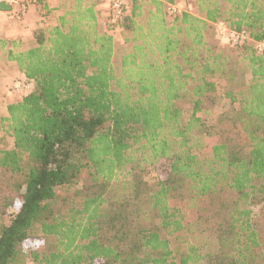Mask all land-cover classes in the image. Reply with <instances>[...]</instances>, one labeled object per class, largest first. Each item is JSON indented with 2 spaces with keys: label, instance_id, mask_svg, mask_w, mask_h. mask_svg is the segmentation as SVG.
Wrapping results in <instances>:
<instances>
[{
  "label": "trees",
  "instance_id": "trees-1",
  "mask_svg": "<svg viewBox=\"0 0 264 264\" xmlns=\"http://www.w3.org/2000/svg\"><path fill=\"white\" fill-rule=\"evenodd\" d=\"M172 1L124 0L113 27L105 0H64L0 37L33 84L0 111V264H264V0Z\"/></svg>",
  "mask_w": 264,
  "mask_h": 264
},
{
  "label": "built area",
  "instance_id": "built-area-1",
  "mask_svg": "<svg viewBox=\"0 0 264 264\" xmlns=\"http://www.w3.org/2000/svg\"><path fill=\"white\" fill-rule=\"evenodd\" d=\"M43 0H0V4L8 8V18L13 21H22L33 5H41ZM193 0H173L167 4L166 12L169 17H176L185 12H191ZM106 23L115 27L123 15L124 0H105ZM100 4V5H102ZM119 33L117 28L112 31L113 37ZM217 38L221 42L233 47H239L251 43L249 34L244 31L227 29L222 23L217 24ZM257 53L264 49V42L254 43ZM33 84L24 78H18L12 82L8 93H26L32 89Z\"/></svg>",
  "mask_w": 264,
  "mask_h": 264
},
{
  "label": "crops",
  "instance_id": "crops-1",
  "mask_svg": "<svg viewBox=\"0 0 264 264\" xmlns=\"http://www.w3.org/2000/svg\"><path fill=\"white\" fill-rule=\"evenodd\" d=\"M147 1V0H146ZM149 1V0H148ZM64 0H43L41 5H33L25 18L22 21H13L8 18L7 11H0V37L8 39H21L22 41H29L31 39L32 31L38 26H52L55 19L62 12ZM100 11L99 22L100 25L104 23L105 19V4L99 5L97 8ZM115 44L122 42L121 35L114 34ZM19 78L24 76L18 73ZM0 74V82L2 80ZM0 96V101L2 100ZM5 107V106H4ZM0 107V111L4 108Z\"/></svg>",
  "mask_w": 264,
  "mask_h": 264
},
{
  "label": "rangeland",
  "instance_id": "rangeland-1",
  "mask_svg": "<svg viewBox=\"0 0 264 264\" xmlns=\"http://www.w3.org/2000/svg\"><path fill=\"white\" fill-rule=\"evenodd\" d=\"M216 36H217V25H216ZM118 62H119V57L116 54L115 58H114V62L113 65L115 68L118 67ZM0 74H2V80L0 82V96H2V100L0 101V107H4L7 103L11 102L12 100H16L18 98H20L21 96H23L22 93H8L9 87L12 84V82L16 79L19 78L18 73H14L13 71H11V69L7 66L3 65V62L0 61ZM233 108L232 105L229 104V102L227 100H222L221 103H219L215 108L214 111H211V114H209L206 117V121L209 125H212L215 121V119L223 112L226 110H231ZM225 128H233V125L228 122V121H224L222 122L217 129L220 131H223V129ZM159 177V174L155 171L152 170H148L147 174L145 176V179L148 182H153L155 181L157 178ZM10 195H12L13 197H16L17 192L13 191V190H9L8 191ZM257 212V211H256ZM257 214V213H255ZM37 244L35 242H30L28 243L29 247H34Z\"/></svg>",
  "mask_w": 264,
  "mask_h": 264
}]
</instances>
